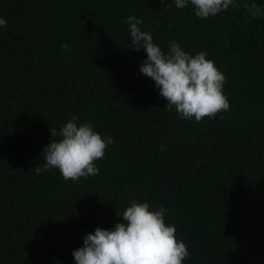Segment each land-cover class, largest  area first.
Here are the masks:
<instances>
[{"label":"trees","instance_id":"trees-1","mask_svg":"<svg viewBox=\"0 0 264 264\" xmlns=\"http://www.w3.org/2000/svg\"><path fill=\"white\" fill-rule=\"evenodd\" d=\"M171 3L0 0V264H76L83 238L124 222L116 213L134 199L168 210L183 264H264V18L230 7L200 19ZM132 15L165 52L207 51L230 111L196 122L167 110L139 71ZM73 116L115 141L99 174L37 175L50 128Z\"/></svg>","mask_w":264,"mask_h":264},{"label":"clouds","instance_id":"clouds-1","mask_svg":"<svg viewBox=\"0 0 264 264\" xmlns=\"http://www.w3.org/2000/svg\"><path fill=\"white\" fill-rule=\"evenodd\" d=\"M160 3L164 5L166 0ZM172 4L178 9L191 5L200 19L230 7H243L245 16L253 20L264 18V5L257 0H172L162 8H171ZM123 23L128 25L131 47L147 53L139 71L155 82L159 95L167 100V110L175 109L182 119L196 122L230 111L224 93L227 77L208 58L207 51L192 55L179 42L172 41L165 52L154 42L155 28L152 32L142 30V18L132 15ZM6 25L7 20L0 17V27ZM70 47L61 44L65 51ZM78 121L79 117L73 116L59 130L50 128L54 139L43 148L44 163L32 169L37 175L58 169L65 181L77 182L99 174L96 161L104 158L115 141L97 131L92 122ZM167 212L163 205L154 209L147 201L131 200L122 213H116L124 222L116 223L112 229L97 227L83 238V246L72 253L76 264H183L190 251L177 238L175 224L166 223Z\"/></svg>","mask_w":264,"mask_h":264}]
</instances>
